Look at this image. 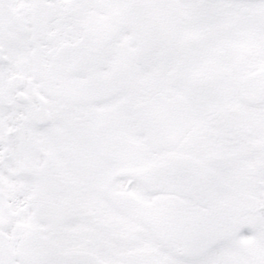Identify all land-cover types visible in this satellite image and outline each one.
I'll return each mask as SVG.
<instances>
[{
  "label": "snow or ice",
  "instance_id": "6c2138e0",
  "mask_svg": "<svg viewBox=\"0 0 264 264\" xmlns=\"http://www.w3.org/2000/svg\"><path fill=\"white\" fill-rule=\"evenodd\" d=\"M0 264H264V0H0Z\"/></svg>",
  "mask_w": 264,
  "mask_h": 264
}]
</instances>
